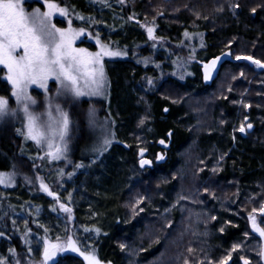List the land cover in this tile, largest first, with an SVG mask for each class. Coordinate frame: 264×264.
Masks as SVG:
<instances>
[{
	"label": "trees",
	"instance_id": "1",
	"mask_svg": "<svg viewBox=\"0 0 264 264\" xmlns=\"http://www.w3.org/2000/svg\"><path fill=\"white\" fill-rule=\"evenodd\" d=\"M35 1L41 9L45 2L57 0ZM60 1L67 15L72 16L81 9L89 12L91 18H100L92 22L96 27L89 33L101 41L110 36L107 41L126 52L124 58L105 64L107 87L101 101L94 104L102 119L112 116L114 121L109 119L111 134H102L103 141L97 145L100 137L96 138L95 132L98 130L88 128L86 115L81 110L83 106L71 112L64 110L69 120L67 135L75 168L64 180L68 181L63 186L62 194L66 195H60L58 200L71 205L72 223L60 215L56 200L37 191L33 185L32 164L19 155L18 139L0 126V263L23 264L35 243L42 244L44 239L65 241L69 236L81 253L94 255L99 264H133V261L148 264L160 257L169 239L175 238L172 242L179 243V236H174L173 231L179 226L180 211L172 209L174 227L170 223L169 228L160 229V219L167 218L168 214L152 213L150 207L146 208L144 195L148 196L150 179L166 178L169 171L177 168L176 162L187 149L194 147L192 156H197L194 158L198 162L209 158L214 149L219 151L220 158L225 156L215 171L207 169L199 177L192 171L191 180L184 183L189 197L197 196L198 200H194L203 204L209 220L215 219L209 230L215 237L199 239L198 243L186 241L182 248L180 243L174 245L173 258L183 255L182 261L188 264H225L218 262L226 254L219 257L216 249L224 244L231 250V244H237L246 234L251 217L256 216L258 221L264 218L257 211L264 198V124L255 125L251 135L247 130L241 133L233 129L235 108L229 105V100L220 99L213 106L212 122L206 126L208 131L194 139L186 123L191 119L187 108L164 97L163 93L169 89L201 97L214 84L217 76L211 84H203L196 63L189 65L180 77L167 75L173 64L177 68L176 61L183 56L197 62L226 51L247 56L224 64L231 66L238 65V61L247 64L245 59L252 57L264 60V0H187L181 5L184 11L177 16L179 20L177 17L158 19L160 31L168 37L158 38L157 42L148 41L138 24L144 0H138L135 8H139V14L132 21H128L129 15L124 12L118 16L119 20L114 19L113 10L100 0ZM189 14H198L199 18L189 20ZM53 23L64 28V21L61 23L56 18ZM74 24L82 26L77 21ZM75 47L94 50L86 41H78ZM176 49L180 51V59ZM0 90L7 93L1 78ZM83 105L86 108L87 104ZM145 114L147 120H141ZM219 118L224 119L223 125L218 122ZM106 134L112 135V139L105 137ZM217 138L224 143L219 144ZM158 141L169 142L165 157L150 164V154L160 150ZM196 178L201 180L197 192L193 190ZM170 182L161 179L154 196L150 195L152 202L158 203L162 193H167L165 206L171 205L178 181ZM225 186L229 188L226 191L222 189ZM210 187L217 193L215 207L209 199ZM133 192L142 200L139 213H132L126 207ZM66 196L70 201L65 200ZM254 240L258 241L257 237ZM128 251L133 252L134 259ZM227 260L242 264L237 255ZM55 264L87 263L65 254Z\"/></svg>",
	"mask_w": 264,
	"mask_h": 264
},
{
	"label": "rangeland",
	"instance_id": "2",
	"mask_svg": "<svg viewBox=\"0 0 264 264\" xmlns=\"http://www.w3.org/2000/svg\"><path fill=\"white\" fill-rule=\"evenodd\" d=\"M100 1L108 4L109 10H113L114 14H112L114 19L119 20L120 18L118 16L122 12H124L129 15L128 21H132L133 19L136 20V18L134 17H138L137 14L140 13L139 15L141 17H138V24L143 30L146 39H149L148 41L157 42L158 38L163 39L168 37V35L166 36V34L160 31L157 22L158 19L164 18L166 20H170L176 18L179 14L182 13V11H184V8H181V5H183L187 0H144L145 4L142 6V9L140 11L139 8L137 10L135 8L137 7L138 0H123V2H121V0ZM48 3H50V1L45 2V5L42 6L43 8L40 9L37 6V2L35 0H23L22 7L25 10V14L31 18L33 14L37 13V11L41 16L43 15V13L48 12ZM51 3H55L58 8H63L62 2L60 0ZM82 4L83 7L86 6L84 3ZM173 5L174 7H172ZM79 10L75 11L74 15L72 16L67 14L61 15L59 11H53L50 18L45 20V23L48 30L53 32L55 31V28H59L58 26H56L55 28L52 27L54 24L53 21L56 18L59 19L61 23L64 21V28L59 29L68 30L69 28H71L74 32H80V30L82 29L83 34L75 39L73 43L74 48H76L75 46L77 45L78 41H86L89 45H91V48L94 49L91 51L87 50L89 53L95 54L101 52L102 46H106L108 51L119 53V55L114 56H101L104 75L102 78L98 77V79L100 80L99 87L93 84L85 86L84 81L81 80L80 89L84 92V95L76 96L75 93L70 90V85H68L67 87L65 86L67 82H62V78L57 79L55 76H53L47 80L46 87H40L38 84H29L26 92L18 99L17 96L13 95L15 89L7 79V69L0 65V78L6 83L7 86V93H5L3 90H0V97L8 101L6 113L2 117H0V126L6 127V129L10 131L11 136L18 139L17 148L19 150V155L29 160V162L32 164V172L35 180L33 181V185L36 187L37 191L45 194V190L41 186L43 184L47 187V191H49L53 195H56L58 199L60 195H66L62 194L64 193L63 186H65L66 182H68L64 180L66 177L68 178V176L70 175L69 173L72 171V168H75V163L73 162L72 158L70 137L68 138L67 133L64 135L63 139H61L60 136L63 127V116L65 114L64 110L71 112L73 108L75 109V107H77L78 109L80 108L79 105L83 106L81 110L83 114L86 115V121L87 124H89L88 128L92 130H98L95 132L96 138L100 137V139L96 142L97 145L102 143V134H111V130H109L111 128L109 127V119L114 121L112 116H109L110 118L102 119L99 116V110L95 108L96 103H99V101H101L103 93L107 87V68H105V64H107L108 66L109 61L124 58L126 56L125 51L117 48L115 45L107 41L110 36L107 35V40L101 41L97 36L89 33V30H91L92 27H96V24L92 22H96L100 20V18H91L89 12H87L85 9V12L83 10ZM137 11H139V13ZM191 14H189L190 18L188 17L189 20L195 21L199 18L198 14ZM176 19L179 20L178 17ZM73 20L74 22L77 21V23L82 26H76ZM37 23H39V21H37ZM83 27H85V29ZM148 28L153 29L151 37L149 36ZM83 46L86 48L85 45ZM84 47H82L81 49H84ZM175 52L177 57L180 59V55H178L180 51L176 49ZM231 55L232 59L235 58V60H238L237 57H241V59L247 57L243 54L239 55L231 53ZM252 59L264 63V60L256 59L253 57ZM176 62L177 68L176 65L173 64L174 68L169 70L167 72V75H176L180 77V73L186 71L188 69L187 67L193 64L188 61L186 56H183ZM237 64L238 65L236 66L223 64V67H221L217 78L214 80V84L212 86H209L208 90H206V93L204 92L203 96L200 95L201 97H196L193 94L190 95L180 92L176 93L174 91L170 92L169 89H166V92L164 91V97H168L173 102L179 104L181 103L187 108V116L191 119H187L186 123L188 124V126L187 124L186 126L192 133L193 138L197 137L199 134H202L205 131H208L209 128L206 126L209 125L210 122H212L211 117L213 114V106L220 99L229 100V105L235 108L236 116L235 119L231 121V123L233 124V129H237L239 132H241L240 128L243 126L244 130H247L249 132V135H251V133H253L255 125L260 126V124H264V71L256 72L253 68L248 67L247 64L240 61H238ZM96 67H99V65H96ZM184 78L185 77H183L182 79ZM159 82L160 79L158 83ZM83 103L87 104L86 108ZM25 108H27V111H25ZM98 108L100 109V107ZM214 109L217 110V108L215 107ZM147 116V114L142 115L140 119L147 120ZM29 117H32L34 119L35 127L43 133V137L40 139L39 143H37L36 140L29 138ZM218 122L220 123V125H223L225 123L224 119L222 118H219ZM249 124L251 125V128L248 127ZM241 133H245V131ZM111 136L112 135H109L107 137V134L105 135V137H107L109 140L112 139ZM135 141L137 142V140ZM217 142H219V144L224 143L222 139L218 140ZM157 143L158 149L160 150H158L154 155L152 153L150 154V164H153L159 159L165 157V150L168 148L169 144L168 141H163V143H161V141H158ZM193 148L194 147H190L189 149H187L186 153L183 154L182 157L176 162V165H178L177 168L171 172L169 171L166 178L153 177V179H150L149 181L152 182L149 184L147 189L148 196L144 195V198H146L147 202L145 204L147 205L146 208L148 209L150 207L152 213H158L162 211L165 216L168 214L167 218L160 219V229L169 228L170 223L171 228L174 227L173 217L175 211L172 212V209H179V226L175 231H173V233L174 236H179V240H177L179 241L181 248L183 242L186 241H194L198 243L199 239H209L215 237L211 232H209V230L213 228L212 222L215 221V219L212 218V220H209V212H203V204L197 203L194 200H198L197 196L194 197V199H192V197H189V194L187 193L188 189L185 188L184 183H187L191 180L192 171L197 174L195 175L197 177H199L202 172L206 171L207 169L215 171L222 160H224L225 158V156L223 158H220L219 151L217 149H214L215 153L211 151L209 158L204 160L201 159L198 162V159L195 160L194 158H197V156H192L194 150ZM58 149L59 151H57ZM50 153H55L59 158H53ZM188 156H190L191 158H188ZM161 179L163 181H171L170 183L178 181V190L176 191L177 193L171 197V199L173 198V202L167 207L165 206L166 202H164V199L167 198V193H165V195H163L162 193V196L159 197L160 200L158 203L154 201L152 202L153 197L151 196H154V190L157 189V185L160 183ZM193 181H196L195 183H193V190L197 192V190H199L198 187H200L201 185L199 182L201 180L196 178ZM222 189L226 191L229 188L225 186ZM208 191L211 195V197H209V199L211 200V205L215 207V201L218 200L216 196V190H213V188L210 187ZM138 197H140V195L133 192L129 198V205H126L127 209L132 213H139L140 211L139 205L142 200H138ZM58 199L56 200V205L60 212V215L65 217L68 222L72 223L73 218L71 205L69 203H61ZM65 200L70 201L68 196L65 197ZM263 203L264 198L262 200L261 206L257 211L261 210ZM61 205H64V207L66 208H70L71 211H64L63 208H61ZM255 220L256 226L264 230V218L260 221H258L257 218H255ZM178 230H180L178 234H175ZM254 237H257L258 241L254 240ZM263 238L264 236H261L259 232L254 230L252 219H249L247 232L246 234H244L242 240H240L237 244H231V250L227 249L224 244L221 245V248L218 247L216 249L215 253L219 257L226 254V256H223L224 258H221L218 263L225 262V264H231V262L228 261L227 258L233 255H237L240 258V262L242 264H245L246 261L247 264H261L260 250L261 241ZM69 240L74 242L73 238L69 236L65 241L53 242L44 239L42 244L35 243V245L32 246L28 252L30 256L27 257L26 261L23 264H55L61 256V251H64V254L77 256L88 264V261L85 259V255L87 254L83 253V255L80 250L73 251L70 247L67 246ZM175 240V238H172V241ZM169 241L170 239L168 240V242H166L164 252L161 254V256L150 261L148 264H188V262L182 261L183 255H180L177 259L173 258L175 254L174 245H177L179 243H173L172 241ZM31 244H33V242H31ZM53 244H58L62 247L55 250L54 255H52L50 259L45 260V250L48 249L49 252H52L53 249L50 246ZM76 248L79 249L77 245ZM132 253L133 252H131L130 254V252L128 251L129 256H133ZM256 255L257 259H255ZM133 264H135L134 261Z\"/></svg>",
	"mask_w": 264,
	"mask_h": 264
},
{
	"label": "snow or ice",
	"instance_id": "3",
	"mask_svg": "<svg viewBox=\"0 0 264 264\" xmlns=\"http://www.w3.org/2000/svg\"><path fill=\"white\" fill-rule=\"evenodd\" d=\"M22 2L23 0H0V65L7 69V79L15 89L13 95L19 99L26 92L29 84L46 87L47 80L53 76L57 79L62 78V82H67L65 86L70 85V90L76 96L84 95L80 89L81 80L84 81L85 86L93 84L99 87L100 80L98 77L102 78L104 75L101 56H114L119 55V53L108 51L106 46H102L101 52L95 54L89 53L86 49L74 48L73 43L78 36L83 34L82 29L80 32H74L71 28L62 30L53 25L52 27L55 28L53 32L48 30L45 23L53 11H59L61 15H66L63 8H58L55 3L50 2L47 4L48 12L41 16L37 11L30 18L25 14ZM148 33L151 37L153 29L148 28ZM237 59H241V57H237ZM253 63L264 67V64H260L259 61H253ZM214 64L215 61H213V66ZM7 107L8 101L0 97V117L6 113ZM68 127L69 120L67 114H64L63 127L60 133L61 139L67 133ZM248 127L251 128V125L249 124ZM240 131H244L243 126ZM28 132L29 138L36 140L37 143L43 137V133L35 127L32 117H29ZM50 155L53 158H59L55 153H50ZM142 163H147V161H142ZM41 186L47 191L45 185L42 184ZM61 208L66 212L71 211L64 205H61ZM260 211L264 214V208ZM251 219L254 230L264 236V230L256 226L255 218L251 217ZM67 246L73 251H79L71 240ZM50 247L53 251L45 250V260L50 259L54 255V251L62 246L53 244ZM85 259L88 264H99L94 255L87 254Z\"/></svg>",
	"mask_w": 264,
	"mask_h": 264
},
{
	"label": "water",
	"instance_id": "4",
	"mask_svg": "<svg viewBox=\"0 0 264 264\" xmlns=\"http://www.w3.org/2000/svg\"><path fill=\"white\" fill-rule=\"evenodd\" d=\"M213 61H215V64L213 66ZM234 60L231 57V54L229 52H223L220 53L214 57H212L211 59L204 61V62H197L196 59H190L189 62L190 63H197L198 66L200 67L201 73H202V78L205 84H210L218 75L221 67L223 66V64H225L226 62H233ZM252 58H247L245 59V62L248 64L249 67L253 68L255 71L260 72L262 70H264V67H260L259 65H257L256 63H253ZM262 64V63H260ZM208 66V67H206ZM49 191H45V194H47L49 197H51L52 199H57L56 195H49ZM262 208H264V204L262 206ZM260 215L264 216V214L261 213L260 211ZM64 254V251H61V255ZM260 261L261 264H264V238L261 242V250H260Z\"/></svg>",
	"mask_w": 264,
	"mask_h": 264
},
{
	"label": "flooded vegetation",
	"instance_id": "5",
	"mask_svg": "<svg viewBox=\"0 0 264 264\" xmlns=\"http://www.w3.org/2000/svg\"><path fill=\"white\" fill-rule=\"evenodd\" d=\"M190 59H193V58H190ZM190 59H188V61L190 60ZM193 64H195V63H193ZM197 64V63H196ZM198 65V64H197ZM203 84H205V83H203ZM206 85V84H205Z\"/></svg>",
	"mask_w": 264,
	"mask_h": 264
}]
</instances>
